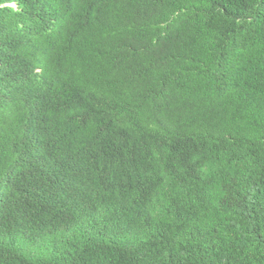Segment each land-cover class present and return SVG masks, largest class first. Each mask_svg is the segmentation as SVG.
I'll use <instances>...</instances> for the list:
<instances>
[{"label":"trees","instance_id":"16d2710c","mask_svg":"<svg viewBox=\"0 0 264 264\" xmlns=\"http://www.w3.org/2000/svg\"><path fill=\"white\" fill-rule=\"evenodd\" d=\"M0 264H264V0H0Z\"/></svg>","mask_w":264,"mask_h":264}]
</instances>
